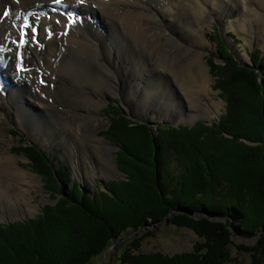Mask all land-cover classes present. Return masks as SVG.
<instances>
[{
	"label": "bare ground",
	"instance_id": "obj_1",
	"mask_svg": "<svg viewBox=\"0 0 264 264\" xmlns=\"http://www.w3.org/2000/svg\"><path fill=\"white\" fill-rule=\"evenodd\" d=\"M254 1L256 7L247 6L252 11L249 21L264 9V0ZM242 2L234 0L233 6L242 10ZM215 3L0 0V147L11 144L5 130L16 122L18 127L36 133L39 141L53 150L56 144H67V153L88 166L90 155L97 157L105 167L104 173L112 174L118 170L110 159L111 145L95 134L104 125L99 118L102 98L118 94L116 87L124 88L125 100L132 101L136 107L132 109L137 114L140 110V116L145 115L150 103L161 99L160 88L172 91L174 83L181 89L190 117L204 115L212 106L218 108L212 99L203 97L209 88L203 54L210 46L203 26L211 19L223 21L230 17V12L222 9L231 3L219 1L222 12L212 7ZM82 7L88 9V14L81 13ZM4 10L9 13L7 17L3 16ZM98 15L102 16V24L95 20ZM26 23L29 27H24ZM22 30L26 41L23 45ZM198 50L202 51L197 54ZM192 68L200 78L188 81L183 72H191ZM5 71L11 73L12 81L3 80ZM157 74L164 75L168 82L161 80L156 87L152 83L143 85L150 81V75ZM15 159L0 154V204L8 212L0 210V218L5 214L9 218L30 214L35 208L31 190L45 193L40 177L20 169ZM91 167L94 171L93 164Z\"/></svg>",
	"mask_w": 264,
	"mask_h": 264
},
{
	"label": "trees",
	"instance_id": "obj_2",
	"mask_svg": "<svg viewBox=\"0 0 264 264\" xmlns=\"http://www.w3.org/2000/svg\"><path fill=\"white\" fill-rule=\"evenodd\" d=\"M241 98L244 102L246 96ZM254 99L256 108L247 102L239 107L229 94L228 115L206 138L201 137L205 131L201 126L194 133L185 128L163 129L156 144L146 125L129 129L140 147L131 155L149 171L146 177L130 170L131 183H114L110 195L101 193L92 199L82 200L75 188L66 203L49 208L38 221L0 228V264H89L124 233L155 224L178 205L193 209L205 205L228 219L226 223L210 218L197 221L178 214L172 220L193 228L203 239L192 252L133 254L140 248L141 236L123 250L121 263L239 264L232 261L228 249L234 228L238 234L255 236L264 226V94ZM239 115L247 123L241 120L240 125ZM248 123L249 128L244 126ZM243 138L259 144H246L240 141ZM173 159L178 174L171 170ZM236 220H241L239 225ZM237 249L252 253L251 264H263L264 234L256 246Z\"/></svg>",
	"mask_w": 264,
	"mask_h": 264
},
{
	"label": "rangeland",
	"instance_id": "obj_3",
	"mask_svg": "<svg viewBox=\"0 0 264 264\" xmlns=\"http://www.w3.org/2000/svg\"><path fill=\"white\" fill-rule=\"evenodd\" d=\"M219 1L221 0H216L215 5L212 7L220 10L218 6ZM242 1V8H240L242 10L233 6L234 0H230L231 4L227 9H222L224 11L226 10L225 12L227 13L230 12V17L225 18V21L214 18L206 21L203 26V31L206 34L204 38L210 44L203 54V60L208 67V75L210 78H208V95H203V97L207 101L212 99V101L217 103L218 108L212 106L209 107L208 113L190 117L181 89L176 83L171 84L172 91L162 89L164 86L161 83V86H163L159 92L161 99L150 103L148 108L145 107L147 110L143 116H140V110L138 114L134 112L135 110L132 107L134 109L136 107L132 106V101L125 100L123 95L125 90L123 87L122 89L119 86L116 87L118 94L102 98L104 99V105L101 109L102 117L99 118L104 125L98 129L95 135L110 143V159L118 171L113 170L112 174H105L103 171L105 167H103V164L100 163L97 157L95 158L90 155V158L87 160L90 165L88 166L80 158L75 160V156L73 154L71 155V152L67 153L66 148H69L67 144H56L54 147L55 150H53L52 147L42 144L37 134L32 130L29 131L20 128L16 125V122L15 125L13 123L8 125L5 133L11 144H4L0 147V154L15 156V161L20 169L39 176L42 182V189L45 193L31 190V201L35 204V208L28 215H18L9 218L6 216L8 212H6L5 206L0 204L1 212L5 211L6 213L5 216L3 215L0 218V228L8 229L10 226L18 223L25 224L30 220L38 221L42 216L47 214L49 208L66 203L64 200L72 194L75 188L81 192H79L81 194L79 195L82 197V200L89 197L92 199L98 194L101 195V193L110 195V188L114 183H131L128 181L130 170L137 176L141 174L142 177H146L149 171H147L143 163L136 161L131 155L133 151L138 152L140 147L129 129L136 130L146 125L149 128L151 139L156 144V138L160 137L161 130L163 129L167 131L170 129L181 131V129L185 128L188 131L190 130L189 132L194 133L201 126V129L205 130L202 132L201 137L206 138L209 130L216 126H221L220 124H222L223 119L228 115L229 94L230 97L233 96L236 99L235 104L239 107H243L247 102V106L256 108L257 102L254 96L260 95L261 97V93L264 94V9H259L254 21L252 19L249 21V13L251 12L252 14V11L249 8L247 9V6L256 7L257 2L255 3L254 0L252 2L248 0ZM81 9L82 14H88L89 11L87 8L82 7ZM222 10L220 11L222 12ZM236 14L240 17H237ZM95 20L99 24H102L101 15L95 17ZM200 30L202 29L200 28ZM118 34H120L119 31ZM201 51L198 50L197 54ZM242 73L248 76H243ZM3 75L5 76V79L2 78L4 81H12L11 73L5 71ZM183 77L188 81H190V78H200L195 68H192L191 72L187 70L183 72ZM167 79L164 75H150V81L143 83V85L146 87L152 83V86L156 87L155 84L157 82L161 80L167 81ZM63 83V81L60 82V84ZM252 83L255 86H251L250 84ZM119 84L121 85V83ZM242 96L243 98L246 96L244 102L241 98ZM178 100L180 101L178 102ZM207 101L204 103L206 104ZM62 107L60 109L64 111ZM37 108L40 109V107ZM194 113L196 114L195 110ZM241 115L237 117L240 125L241 120L247 123ZM247 117L250 120L252 119L250 115H247ZM42 119L44 121L46 120L45 118ZM14 120L17 121L16 119ZM244 122L242 121V124H245ZM123 123H126V125H123ZM249 125L250 123L244 126L248 127ZM48 131L43 130V132ZM222 135L227 137V139L231 138L226 133H222ZM137 138L140 139V136ZM240 141L254 146L259 144L244 138L240 139ZM157 148L159 147L157 146ZM77 161L78 163H76ZM92 164L94 171H92ZM171 170L174 174H178L179 169L174 159L171 162ZM11 190L13 191V188ZM135 190H137L136 187ZM23 196L27 197L26 194ZM183 207L190 208L178 205L164 219L155 224L147 225L137 231L130 230L124 233L123 236L114 240L102 255L93 258L89 264H123L120 261L121 253H123L126 247L129 249V244L141 236L143 237L140 248L132 252L133 254L159 252L173 256L192 252L194 246L203 239L198 236L193 228L177 225L172 220L173 217L184 213L197 221L203 218H210L215 222L226 223L228 219L225 216L223 219L213 220L206 213H201L198 217L179 210ZM204 207L209 209L205 205L198 209H190L198 211L204 209ZM240 222L241 220H236L235 225H239ZM234 230L236 233L232 236L228 246L232 261L235 262L236 260L239 264H251L252 253L240 252L237 247L242 245L249 248L256 246L264 234V226L260 228L255 236L241 235L237 233L235 228ZM261 262L264 264V258Z\"/></svg>",
	"mask_w": 264,
	"mask_h": 264
},
{
	"label": "water",
	"instance_id": "obj_4",
	"mask_svg": "<svg viewBox=\"0 0 264 264\" xmlns=\"http://www.w3.org/2000/svg\"><path fill=\"white\" fill-rule=\"evenodd\" d=\"M179 210H181L182 212H186L188 214H191V215H196L198 217L200 216L201 213H206L213 220L223 219V217L225 218V216H223L221 213L209 210L206 207H204V209L198 210V211L192 210L190 208H185V207L180 208Z\"/></svg>",
	"mask_w": 264,
	"mask_h": 264
},
{
	"label": "snow or ice",
	"instance_id": "obj_5",
	"mask_svg": "<svg viewBox=\"0 0 264 264\" xmlns=\"http://www.w3.org/2000/svg\"><path fill=\"white\" fill-rule=\"evenodd\" d=\"M54 3H57L59 4L61 2V0H53ZM78 3H82L83 0H77ZM8 11L7 10H4L3 11V16L4 17H7L8 15ZM58 23V22H57ZM24 27H29V25L26 23ZM32 33H33V39H35V33H36V29L33 27L32 28ZM26 41L24 40V32L23 30L21 31V39H20V44L23 45ZM13 43H15V41H13ZM18 58H19V53L17 54ZM19 68V65L17 66Z\"/></svg>",
	"mask_w": 264,
	"mask_h": 264
}]
</instances>
